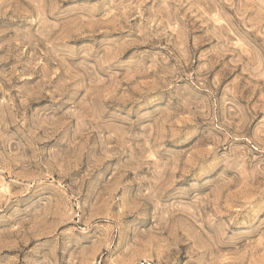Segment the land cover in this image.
Masks as SVG:
<instances>
[{
	"label": "rangeland",
	"instance_id": "rangeland-1",
	"mask_svg": "<svg viewBox=\"0 0 264 264\" xmlns=\"http://www.w3.org/2000/svg\"><path fill=\"white\" fill-rule=\"evenodd\" d=\"M0 264H264V0H0Z\"/></svg>",
	"mask_w": 264,
	"mask_h": 264
}]
</instances>
